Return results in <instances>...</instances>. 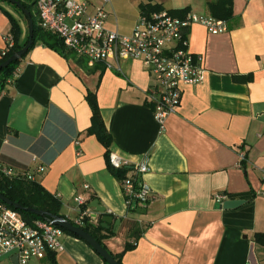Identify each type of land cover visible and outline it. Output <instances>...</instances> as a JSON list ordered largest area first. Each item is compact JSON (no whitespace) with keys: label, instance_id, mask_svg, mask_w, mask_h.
Returning a JSON list of instances; mask_svg holds the SVG:
<instances>
[{"label":"crops","instance_id":"obj_1","mask_svg":"<svg viewBox=\"0 0 264 264\" xmlns=\"http://www.w3.org/2000/svg\"><path fill=\"white\" fill-rule=\"evenodd\" d=\"M77 1L89 3L88 14L101 5ZM208 1L110 0L104 27L129 34L142 3L216 18ZM4 10L23 40L27 22ZM225 22L219 34L190 27L188 49L202 56L204 80L181 88L179 107L162 128L146 94L152 77L141 61L88 66L83 57L65 58L37 42L3 87L0 82V167L29 174L60 201L68 220L79 216L75 196L87 206L98 200L113 219L95 231L107 251L122 253L135 241L122 253L123 264H264V244L255 239L264 234V0H232ZM9 32L0 13V52ZM88 92L111 135L108 148L87 132ZM108 151L146 162L143 181L154 195L147 206L127 209ZM219 192L243 202L224 209L213 199ZM62 242V250L29 264H105L80 238L65 233ZM10 258L0 255V264Z\"/></svg>","mask_w":264,"mask_h":264},{"label":"built area","instance_id":"obj_2","mask_svg":"<svg viewBox=\"0 0 264 264\" xmlns=\"http://www.w3.org/2000/svg\"><path fill=\"white\" fill-rule=\"evenodd\" d=\"M109 1L100 0L101 5L88 14L87 1L36 0L37 24L42 30L57 35L64 46L83 57L88 66L102 62L112 69L122 59L141 61L152 77L146 94L152 104L153 116L162 128L166 118L179 107L181 88L204 80L202 56L188 49L190 27L200 24L209 33L219 34L227 30L226 22L193 13L174 16L163 9L140 14L132 31L124 34L104 27L108 16L104 5ZM13 44L11 33L6 34L0 53L5 54ZM108 162L112 168L127 170L120 180L127 209L133 211L147 206L154 195L143 181V175L149 171L146 162L131 163L115 152L108 153ZM0 170L6 176L31 178L26 172L13 175L8 168L0 167ZM38 170L42 172L44 168L39 167ZM84 187L88 189L89 186L85 184ZM226 198L222 192L213 196L219 204ZM74 201L79 216L72 223L79 227L98 225L102 214L87 206L81 196H75ZM65 233L50 220L38 218L27 221L18 211L0 205V255H17V264H29L32 258L62 250Z\"/></svg>","mask_w":264,"mask_h":264},{"label":"trees","instance_id":"obj_3","mask_svg":"<svg viewBox=\"0 0 264 264\" xmlns=\"http://www.w3.org/2000/svg\"><path fill=\"white\" fill-rule=\"evenodd\" d=\"M0 1L6 2L4 0H0ZM18 1H20L23 4V6L29 11L30 16L33 20V24H34L33 43L31 47L28 49V51L37 42H40L46 47H49L50 49L58 52L60 55H62L65 58L73 57L74 53L71 50H68L64 46L63 42L60 40V38L57 37V35H55L52 32L42 30L38 26L36 0H18ZM207 6L211 14L215 16L216 18L222 19L224 21L231 20L232 0H209L207 2ZM13 7L23 15L21 10L17 6L13 5ZM161 10H163V8L157 4H150V3L140 4V14H148L150 12L161 11ZM3 11H4V14L9 19V22H10V32L9 33H11L14 39V44L12 47L9 48V50L5 54L0 53V63L6 60L13 53L21 49L25 45L27 38H28V31H27V34L25 35L24 39L20 41V27H19L17 20L6 10L3 9ZM167 11L174 16H180V17H182L186 13L185 10L183 11L167 10ZM18 62L19 60L16 62L10 63L9 65H7L6 67L0 70V82H1L2 87L4 86L6 81L12 77L13 72ZM86 99L88 101V104L92 112L91 118H90V126L88 127L87 132L95 134L98 140L102 143V145L108 148L111 142V135L106 130L103 124L95 94L92 92H88L86 95ZM108 153L109 151L106 152V159H107L108 167L111 173L117 179L121 180L124 177L127 170L126 168H121V169L112 168L108 162ZM241 166L244 167L243 161H241ZM27 189L30 190L29 193H27L26 191ZM0 194L8 198L13 203L21 205V207L23 208L16 209L12 205H7L1 200H0V205H4L6 207H9V208H12L18 211L22 215V217L26 219L27 221H31L33 219H38L42 217H39L35 214L30 213L24 208H34V209L42 210L48 214H53V215L64 217L63 215L60 214V206H61L60 201L56 199L55 197H53L51 194H49L46 190H44V188L39 183L35 181H31V180L24 181V180H21L18 176L9 177L3 174L0 170ZM100 222L98 223V225H95V226L86 224L82 226V228L88 233H90L104 248H106L101 243L100 237L97 236V234L95 233V231L97 230H103V228L100 225ZM65 232L69 235H73L67 231ZM138 232L139 230L135 229V233H138ZM138 237L139 235H136L135 240ZM255 239L259 243L264 244V234H256ZM134 245H135V241L133 243H126L122 253L124 251L132 249ZM122 253H119V254L110 253V254L117 260L119 264H123L121 262ZM105 264L107 263L105 262Z\"/></svg>","mask_w":264,"mask_h":264},{"label":"water","instance_id":"obj_4","mask_svg":"<svg viewBox=\"0 0 264 264\" xmlns=\"http://www.w3.org/2000/svg\"><path fill=\"white\" fill-rule=\"evenodd\" d=\"M4 1L17 6L23 13V16L26 18V22H27L28 38L25 45L21 49H19L11 56H9L6 60L0 63V70L6 67L7 65H9L10 63L20 60L22 57L26 55L28 49L31 47L33 43V28H34L33 20L30 16L29 11L23 6V4L20 1L18 0H4ZM0 200L6 203L7 205H12L16 209L23 208L21 207V205L13 203L8 198L4 197L2 194H0ZM242 202H243L242 200H225L222 204H220V207L224 209L235 208L238 205H240ZM90 206L93 207L97 212L104 214L101 218L100 225L103 229H108L113 219L110 215L105 214L106 210L104 206H101L98 203V200H93ZM24 209L46 220H50L52 224L59 226L63 230L77 236L78 238L86 242L107 264H119L117 260L107 251V249L104 248L90 233L85 231L82 227L74 225L67 218L58 215L48 214L42 210H38L34 208H24ZM119 221H120L119 219H116L115 223H118ZM10 260L13 264H17L18 256L12 255Z\"/></svg>","mask_w":264,"mask_h":264},{"label":"rangeland","instance_id":"obj_5","mask_svg":"<svg viewBox=\"0 0 264 264\" xmlns=\"http://www.w3.org/2000/svg\"><path fill=\"white\" fill-rule=\"evenodd\" d=\"M3 9H8L9 11H11L13 14H16L17 16H19L21 18V20L23 22H26V18L20 13L18 12L12 4H9L8 2H2L0 1V13L4 14V11ZM37 9V8H36ZM10 177V176H9ZM21 180H24V181H28V179L26 178H23V177H19ZM27 193L30 192V190H26Z\"/></svg>","mask_w":264,"mask_h":264}]
</instances>
